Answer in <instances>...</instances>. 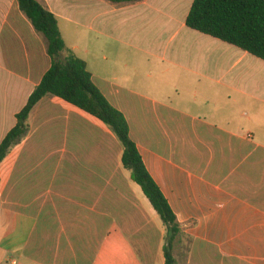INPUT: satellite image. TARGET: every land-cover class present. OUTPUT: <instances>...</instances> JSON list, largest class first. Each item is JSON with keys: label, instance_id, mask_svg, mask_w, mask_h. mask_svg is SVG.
<instances>
[{"label": "crops", "instance_id": "0c3cea01", "mask_svg": "<svg viewBox=\"0 0 264 264\" xmlns=\"http://www.w3.org/2000/svg\"><path fill=\"white\" fill-rule=\"evenodd\" d=\"M36 1L76 27L72 46L96 49L94 72L82 59L92 83L179 224L174 264H264V61L189 29L194 0ZM46 50L17 1L0 0V144ZM27 124L0 163V264H165V226L111 130L51 95Z\"/></svg>", "mask_w": 264, "mask_h": 264}, {"label": "trees", "instance_id": "16d2710c", "mask_svg": "<svg viewBox=\"0 0 264 264\" xmlns=\"http://www.w3.org/2000/svg\"><path fill=\"white\" fill-rule=\"evenodd\" d=\"M16 1L35 32L45 38L51 64L25 106L15 115V127L2 140L0 163L9 150L27 136L28 117L33 108L47 95L56 97L95 118L109 128L121 143L122 166L130 172L131 180L141 188L165 226V264H174L171 249L180 231L179 224L166 198L148 173L136 144L130 138L125 117L114 109L94 86L86 63L66 48L56 17L36 0ZM185 23L191 30L235 46L264 61V0H194Z\"/></svg>", "mask_w": 264, "mask_h": 264}, {"label": "rangeland", "instance_id": "374dc122", "mask_svg": "<svg viewBox=\"0 0 264 264\" xmlns=\"http://www.w3.org/2000/svg\"><path fill=\"white\" fill-rule=\"evenodd\" d=\"M59 31L61 33V36L65 42V45L67 46V49H69L76 57L79 59L87 58L89 61V69L91 72H94V58H95V51L96 49L94 47H74L72 45H76L77 43V29L73 25H66L62 22L61 19H59ZM108 54V53H107ZM65 54L62 55L64 57ZM138 133L139 141L141 140V132L140 127L133 128ZM121 146L119 144L118 151H121Z\"/></svg>", "mask_w": 264, "mask_h": 264}]
</instances>
